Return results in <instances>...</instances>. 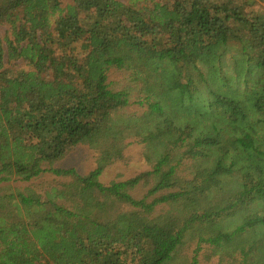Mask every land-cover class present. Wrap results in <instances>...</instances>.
<instances>
[{"label": "trees", "instance_id": "obj_1", "mask_svg": "<svg viewBox=\"0 0 264 264\" xmlns=\"http://www.w3.org/2000/svg\"><path fill=\"white\" fill-rule=\"evenodd\" d=\"M68 1L0 0V184L72 177L44 198L0 196V264H197L199 246L181 255L190 240L227 245L252 230L260 247L264 11L255 0ZM113 69L138 86L141 116L121 115L131 98L111 88ZM130 131L152 170L104 185ZM78 145L100 151L93 171L53 168Z\"/></svg>", "mask_w": 264, "mask_h": 264}, {"label": "rangeland", "instance_id": "obj_2", "mask_svg": "<svg viewBox=\"0 0 264 264\" xmlns=\"http://www.w3.org/2000/svg\"><path fill=\"white\" fill-rule=\"evenodd\" d=\"M127 2V0H120ZM70 4L68 0H63V6ZM255 11H264V0H255V5L252 8ZM258 9V10H257ZM8 27L0 25V36H6ZM11 66V67H10ZM10 68L16 70L19 68L17 63L10 64ZM24 65H22V68ZM27 69L26 67H24ZM109 83L111 88L116 91L127 90L130 94L131 103L122 110L121 115H137L141 116L146 107L139 105L140 100L139 88L136 83L131 82L130 73L127 71H117L115 69L109 72ZM135 132L130 131L125 135L128 136L123 140L125 149L123 151L124 158L118 160L108 166L100 176V182L104 185H109L112 182H123L135 178L143 173L152 170L151 163L147 157L153 156L149 146L137 137ZM100 155L99 150L91 149L88 145H78L70 150L64 159L56 162L53 165L54 169L75 170L80 175H88L97 167V158ZM72 180L71 176H56L52 172L43 173L40 177L30 181H10L0 184V196L15 195L18 191L28 193L35 192L44 198L48 191L53 188L61 187ZM148 187L142 188L139 191L133 192V196L137 199L142 197ZM12 200L11 202H13ZM243 221L242 215H237L234 219L227 220L223 226L228 232L241 224ZM261 235L264 234V229L258 231ZM264 240V236H262ZM257 230H252L243 235H235V239L227 245L215 246L209 243H203L196 237L182 248L183 261L190 260L199 246L196 253L197 264H259L264 261V241L260 242V247L257 246ZM263 242V243H262Z\"/></svg>", "mask_w": 264, "mask_h": 264}]
</instances>
